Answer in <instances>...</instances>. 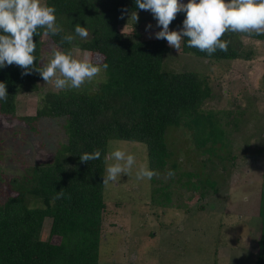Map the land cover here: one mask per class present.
<instances>
[{"label":"trees","instance_id":"obj_1","mask_svg":"<svg viewBox=\"0 0 264 264\" xmlns=\"http://www.w3.org/2000/svg\"><path fill=\"white\" fill-rule=\"evenodd\" d=\"M45 2L55 7L56 22L63 31L46 38L34 36L36 66L46 64V54L50 55L55 46L72 56L75 52L97 55L99 62L93 63L101 67L106 63L108 68H102L98 81L63 91L39 87L43 79L34 70L22 76V69L16 65L0 68V82L5 83L8 93L7 102L0 101L2 122L12 119L36 131L41 118H59L66 135L49 161L34 163L0 184V264H99L105 209L102 176L111 140L145 144L148 167L167 179L151 190V202L164 208L169 206L174 192L171 187L176 184L178 189L199 190L201 195L219 191L227 181L228 163L237 157V148H247L251 141L258 146L259 142L253 153L264 157V116L251 138H244L235 149L232 137L244 121L243 111L208 106L215 95L206 74L165 67L170 47L164 39H144L137 30L121 32L122 15L142 11L135 0ZM183 19L184 13H178L169 27L182 28ZM76 23L89 31L87 39L75 34ZM240 34L264 40V35L227 32L222 37L230 42L227 52L217 50L208 55L189 48L187 38L182 40L181 49L210 63L250 60L252 52L244 49ZM64 35H73V41L62 42ZM262 69L264 91V59ZM39 90L43 93L36 114L16 115L18 95ZM176 130H181L185 139L177 146L173 138ZM186 144L181 160L180 147ZM95 149L101 152L99 159L87 164L80 161L82 153ZM190 160L194 167L185 170L183 163ZM169 170L174 172L171 178L167 177ZM60 191L63 196L57 199ZM183 206L185 203L178 204ZM45 218H50L51 224L48 238L43 239ZM258 218L260 232L253 264H264V180ZM53 237L59 241L53 242Z\"/></svg>","mask_w":264,"mask_h":264},{"label":"rangeland","instance_id":"obj_2","mask_svg":"<svg viewBox=\"0 0 264 264\" xmlns=\"http://www.w3.org/2000/svg\"><path fill=\"white\" fill-rule=\"evenodd\" d=\"M181 3H187V0H181ZM136 12L139 17L137 27L129 18L131 12L126 13L119 21L121 32L132 34L137 30L144 39L155 37L154 33L160 28L151 12ZM146 25L151 28L146 30ZM169 30L179 29L169 27ZM239 40L245 50L252 52L250 60L210 63L185 54L181 48L177 52L169 45L170 52L164 59L165 67L173 71L186 69L206 74L215 95L208 106L243 111L244 121L239 123L238 132L232 137L235 149L244 138H251L252 130L260 125L264 116V40L241 34ZM73 57L99 62L97 55L88 53L81 56L75 52ZM50 59L51 54H46L44 63ZM98 77L93 80L98 81ZM39 87L56 90L52 82L42 81ZM41 93L43 90L20 93L16 115H35ZM63 123L59 118H41L36 131H32L12 119H4V122L0 119V184L34 163L49 161L66 139ZM181 132L176 130L177 134L173 136L176 146L185 142ZM253 142L248 146L246 141L247 148H237V157L228 163L227 181L219 191L201 195L199 190L178 189L176 184L171 187L174 192L169 206L164 208L151 202V190L167 183V179L158 174L153 183L152 179L138 181L135 177L141 164L148 166L145 144L111 140L106 156L119 147L134 154L136 164L131 174H122L117 182L104 185L99 264H253L260 232L258 202L264 180V157L253 153L260 143L256 146ZM186 147L188 144L180 147L181 160H184ZM194 164L191 160L184 161L183 167L191 169ZM184 203L186 206L178 207ZM50 224L51 219L45 218L41 238H48ZM52 241L58 242L59 238L53 237Z\"/></svg>","mask_w":264,"mask_h":264},{"label":"clouds","instance_id":"obj_3","mask_svg":"<svg viewBox=\"0 0 264 264\" xmlns=\"http://www.w3.org/2000/svg\"><path fill=\"white\" fill-rule=\"evenodd\" d=\"M135 6L151 12L160 28L154 33L155 38L166 40L177 52L185 38L189 48L212 55L217 50L227 52L230 42L222 39L227 32L264 35V0H187V3H181V0H135ZM55 12V7L45 0H0V68L16 65L22 69V76L32 74L34 70L45 83L52 82L57 91L79 89L97 77L102 68L107 70L108 65L105 63L101 67L88 59H76L71 52L55 46L50 49L51 59L46 64L37 67L34 63V36L46 38L63 31L56 22ZM180 12L184 13L182 28L169 30L170 23ZM129 18L134 24L139 19L136 11H132ZM150 28L151 25H146V30ZM74 30L81 39L90 35L79 23L75 24ZM73 39V35H64L62 42L70 43ZM7 99L6 85L0 82V101L7 102ZM100 157V150L95 149L82 153L79 159L87 164ZM105 163L106 175L102 176V184L107 186L117 182L122 174H131L136 158L117 147L108 153ZM157 175L146 164H141L135 172L138 181H150ZM173 176L174 172L169 170L167 177ZM61 196L62 191L56 198Z\"/></svg>","mask_w":264,"mask_h":264}]
</instances>
